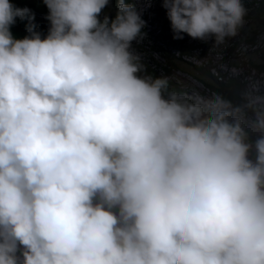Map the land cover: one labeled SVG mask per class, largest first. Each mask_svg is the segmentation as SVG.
Instances as JSON below:
<instances>
[{"label": "clouds", "instance_id": "9594fccd", "mask_svg": "<svg viewBox=\"0 0 264 264\" xmlns=\"http://www.w3.org/2000/svg\"><path fill=\"white\" fill-rule=\"evenodd\" d=\"M160 2L173 39L220 45L247 15L242 0ZM42 3L43 38L0 0V264H264V96L141 76L131 0Z\"/></svg>", "mask_w": 264, "mask_h": 264}, {"label": "rangeland", "instance_id": "374dc122", "mask_svg": "<svg viewBox=\"0 0 264 264\" xmlns=\"http://www.w3.org/2000/svg\"><path fill=\"white\" fill-rule=\"evenodd\" d=\"M256 1L242 0L244 6ZM131 2L146 22L143 29L146 35L132 42V51L156 77L168 78L169 82L194 98L211 99L217 94L195 72V68L199 67L214 77L235 76L244 84L246 101L264 96V32L257 37L253 46L241 43L238 33L226 38L220 45H216L213 39L205 42L187 34H181L183 39H173L167 10L160 0ZM33 14L35 19L32 22L48 23L44 14ZM252 29H256V26H252ZM251 138L256 137L252 135Z\"/></svg>", "mask_w": 264, "mask_h": 264}, {"label": "trees", "instance_id": "16d2710c", "mask_svg": "<svg viewBox=\"0 0 264 264\" xmlns=\"http://www.w3.org/2000/svg\"><path fill=\"white\" fill-rule=\"evenodd\" d=\"M10 2L18 8H29L31 9L32 13L40 12L45 16H47L48 14V10L46 6L42 3V0H10ZM245 8L247 9V15L244 18V25L240 28L238 32V40L241 43H246L250 46H253L256 43L257 37L264 32V0H258L254 3H249L247 6H245ZM115 10L116 5L113 2L103 10L102 15L106 13L109 16H113ZM32 23L35 25V31H38L41 34L42 38L47 35L50 26L49 21L48 23ZM27 24L28 21L26 19L21 20L20 18H17L15 24L12 25L10 29L12 35L17 39H21L28 35V32L26 31ZM252 26H256V29L253 30ZM195 72L199 75L203 83L207 85L217 95H220L225 99L230 100L233 104H243L247 102L245 100L244 84L239 81L235 76L220 75L218 78L212 76L208 71H203L199 67L195 68ZM140 75L145 77L150 76L152 78H157L153 71L149 69L146 65H144V70L140 73ZM169 87L170 90L184 92L182 89L176 87L172 82H169Z\"/></svg>", "mask_w": 264, "mask_h": 264}]
</instances>
